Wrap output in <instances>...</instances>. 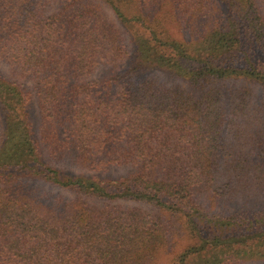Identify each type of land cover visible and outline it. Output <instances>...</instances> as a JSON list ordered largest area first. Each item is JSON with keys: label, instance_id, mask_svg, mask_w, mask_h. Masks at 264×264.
Masks as SVG:
<instances>
[{"label": "trees", "instance_id": "16d2710c", "mask_svg": "<svg viewBox=\"0 0 264 264\" xmlns=\"http://www.w3.org/2000/svg\"><path fill=\"white\" fill-rule=\"evenodd\" d=\"M97 1L0 0V264L264 263V0Z\"/></svg>", "mask_w": 264, "mask_h": 264}, {"label": "rangeland", "instance_id": "374dc122", "mask_svg": "<svg viewBox=\"0 0 264 264\" xmlns=\"http://www.w3.org/2000/svg\"><path fill=\"white\" fill-rule=\"evenodd\" d=\"M98 4L101 6V11L103 12L104 17L106 20L110 23L111 27L114 29L116 35L118 34L124 41L125 47H127L129 50H131L132 47V34L130 31L120 22L112 8L106 4L103 1H97ZM128 56L121 61H115L111 63H106L101 66V68L98 70L96 77H100L106 74L114 73L119 75H126L127 71L129 69L128 66ZM0 73H2L4 76L17 81H24L25 84L33 88V81L31 79H27L28 77L24 76L23 73L20 70H17L13 68L10 64L0 61ZM157 77L158 79L168 82V83H176L177 81L171 78L169 75L158 71H145L143 73H139L136 79H142L145 77ZM122 82L119 83V87H122V83H124V79L121 80ZM240 85H245L250 88H252L254 92V96L256 98H264V88L256 84L254 82L239 80ZM119 89V88H118ZM33 113L34 115H38V108H37V102L36 99L33 100L32 104ZM10 125L9 121L6 118V113L3 109V106L0 104V135L2 134V130L5 127V125ZM1 143V142H0ZM58 167L60 168H68L71 169L72 165L69 163H58ZM72 170V169H71ZM129 172L128 168H112L107 172H103V175H112V176H119L123 175ZM141 205V203H136ZM240 205V203H238ZM234 206H228V207H235L237 205L233 204ZM237 205V206H239ZM252 205V203H250ZM143 206V205H141ZM144 207V206H143ZM146 208V207H145ZM192 244V239L189 237V234H187L186 231H183V233L178 234L175 236L172 245L164 247L160 250V252L157 254L155 264H171L180 254H182L190 245ZM246 264H253L252 262H247ZM256 264V263H255ZM258 264H264L263 262H259Z\"/></svg>", "mask_w": 264, "mask_h": 264}]
</instances>
